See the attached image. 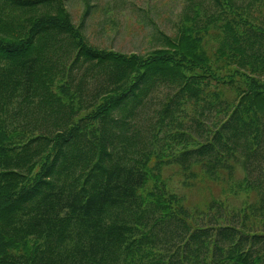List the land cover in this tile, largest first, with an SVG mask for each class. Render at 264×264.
<instances>
[{"label": "trees", "instance_id": "16d2710c", "mask_svg": "<svg viewBox=\"0 0 264 264\" xmlns=\"http://www.w3.org/2000/svg\"><path fill=\"white\" fill-rule=\"evenodd\" d=\"M42 1L0 0V264H264V26L233 0L199 24L195 3L164 45L126 55L90 46L62 2L16 12ZM159 84L172 91L142 128ZM169 163L246 200L187 206Z\"/></svg>", "mask_w": 264, "mask_h": 264}, {"label": "rangeland", "instance_id": "374dc122", "mask_svg": "<svg viewBox=\"0 0 264 264\" xmlns=\"http://www.w3.org/2000/svg\"><path fill=\"white\" fill-rule=\"evenodd\" d=\"M61 2L69 11L75 26H79L82 22L84 11H90L84 19V33L81 32L90 46L110 49L126 55L132 52L144 54L164 45L160 30L168 35H175L181 21L194 14L195 3H200L205 14L198 20L199 24L211 13L221 14L220 7L214 4L213 0H43L32 9L17 7L16 12L20 18H33L44 14L46 15L42 16L43 18L55 16ZM233 3L245 6L248 15L264 26V0H233ZM228 9L231 8L226 9L229 13ZM219 18L218 24L224 22V17L220 20ZM19 35L21 34L17 32L16 39ZM53 38H50L48 54L57 52L60 54L58 60L67 65L70 59L67 60L66 43L56 42L52 40ZM216 45L217 41L212 35L204 39V47L208 54L212 53ZM158 86L149 93L145 100L146 104L138 116L142 128L148 127V124L154 121V116L162 107L165 96L172 91V88L163 84ZM224 92L227 96L232 95L230 88H224ZM262 156L258 160L260 165L264 163V153ZM250 163L255 166L256 160ZM251 165L249 164V167ZM252 170L251 176H257L259 170L256 167ZM193 171L198 173V176L186 178L187 183L184 184L177 164H170L163 168V176L167 178V184L171 189L185 196L184 203L187 206L203 207L202 204L205 201H212L211 199L220 201L226 198L229 207H238L246 200L244 193L233 196L223 191L229 183V180L224 177L210 178L203 174L198 166ZM234 174L239 178L243 174L242 168L237 166ZM252 199H254L253 192L247 200ZM213 213L214 211H210V214Z\"/></svg>", "mask_w": 264, "mask_h": 264}, {"label": "crops", "instance_id": "0c3cea01", "mask_svg": "<svg viewBox=\"0 0 264 264\" xmlns=\"http://www.w3.org/2000/svg\"><path fill=\"white\" fill-rule=\"evenodd\" d=\"M84 13H85V11H84ZM89 14V12H87V15ZM84 15V14H83ZM86 17V16H85ZM85 17H83L82 18V22L79 24L80 26H81V29H82V32L84 33V31H83V25H84V19H85Z\"/></svg>", "mask_w": 264, "mask_h": 264}]
</instances>
